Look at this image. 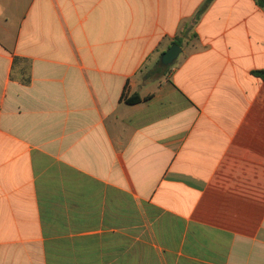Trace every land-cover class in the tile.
Masks as SVG:
<instances>
[{
    "label": "crops",
    "instance_id": "obj_1",
    "mask_svg": "<svg viewBox=\"0 0 264 264\" xmlns=\"http://www.w3.org/2000/svg\"><path fill=\"white\" fill-rule=\"evenodd\" d=\"M207 2L0 0V264H264V0Z\"/></svg>",
    "mask_w": 264,
    "mask_h": 264
},
{
    "label": "water",
    "instance_id": "obj_2",
    "mask_svg": "<svg viewBox=\"0 0 264 264\" xmlns=\"http://www.w3.org/2000/svg\"><path fill=\"white\" fill-rule=\"evenodd\" d=\"M182 49L179 45L174 44L167 52L163 54L161 57V65L164 67L171 66L175 60L179 57L181 54Z\"/></svg>",
    "mask_w": 264,
    "mask_h": 264
},
{
    "label": "trees",
    "instance_id": "obj_3",
    "mask_svg": "<svg viewBox=\"0 0 264 264\" xmlns=\"http://www.w3.org/2000/svg\"><path fill=\"white\" fill-rule=\"evenodd\" d=\"M210 1H211V0H208L207 4L210 3ZM200 13H201V12H200ZM177 44H178L179 46L181 45L180 42H178ZM158 67L162 69V67L160 66V61L158 62ZM139 101H140V98H139L138 96L133 97V98L127 100V102H128V103H131V104H133V103H137V102H139Z\"/></svg>",
    "mask_w": 264,
    "mask_h": 264
}]
</instances>
